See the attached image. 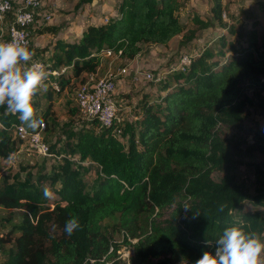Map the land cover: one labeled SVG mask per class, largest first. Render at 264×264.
<instances>
[{
	"label": "trees",
	"instance_id": "1",
	"mask_svg": "<svg viewBox=\"0 0 264 264\" xmlns=\"http://www.w3.org/2000/svg\"><path fill=\"white\" fill-rule=\"evenodd\" d=\"M190 1L123 0L119 17L109 24L87 27L79 42L57 40L43 61L53 71L71 69V74L61 75L59 93L75 79L95 74L107 51L131 61L144 45L168 46L186 29L181 10ZM224 2L213 0L211 10L217 23L228 26L223 19ZM211 24L207 22L204 28ZM232 25L230 32L238 34ZM41 32L56 35L57 29L46 27ZM246 35L245 44H229L228 50L222 35L219 58L208 53H204L208 57L193 55L187 71L175 73V83L163 81L161 107L151 99V92L143 93L130 133L118 135L114 127L102 128L91 120L76 145L65 142L70 154L101 169L102 178L93 192L86 191L65 156L59 171L49 179L47 175L39 178L40 184L48 180L52 187L60 184L54 191L58 199L52 204L40 185L17 180L0 186V208L21 211L23 218L20 235L1 240L15 244L4 264H148L154 260L172 264L176 254L187 264H195L204 251L214 254L216 239L228 227H239L256 237L264 234V217L258 209L264 208V193L250 196L237 183L229 160L236 145L219 131L243 128L244 83L264 90L258 21ZM41 91L46 92L36 104L45 103L38 118L45 122L44 131H51L55 90L48 85ZM18 126V115L1 107L0 158L9 159L22 148L15 133ZM260 140L259 150L264 154V137ZM216 171L224 173L219 181L213 179ZM246 203L252 209L245 208ZM222 205L226 207L221 212ZM73 217L80 227L69 236L64 225ZM114 218L118 219L114 231L123 232V245L131 247L127 260L120 258L123 245L113 241L104 225Z\"/></svg>",
	"mask_w": 264,
	"mask_h": 264
},
{
	"label": "rangeland",
	"instance_id": "2",
	"mask_svg": "<svg viewBox=\"0 0 264 264\" xmlns=\"http://www.w3.org/2000/svg\"><path fill=\"white\" fill-rule=\"evenodd\" d=\"M226 3L227 13L224 12L223 19L228 26H224L221 23H217L212 14L213 0H192L181 10L182 22L186 29L183 35L179 36L171 46L164 47L158 45H144L143 55L144 59L153 57V63L160 59L164 61L161 67H167L170 69L163 74V80L161 82H150L146 79L147 72H154L156 75L159 72L155 68V64L149 65L143 64V68L136 74L132 71L129 80L118 79L119 73L128 68L130 61L121 59L118 55L104 56L102 65L98 68L95 75L97 78L111 77L116 82L115 96H121L125 91L126 94L120 99H125V106L133 108V112L137 111V107L143 98V93L151 92V99L156 102V105L160 107L163 105L161 97H164L165 92L162 90L163 83L165 81L169 83H175L174 75L178 72H186L182 70L183 67L186 70L187 66H181L180 60L184 55L190 57L192 61L193 55H203L208 53L212 55V58H219L222 49L228 50L230 45L238 46L241 43H246V32L250 29L251 24L258 21V32L260 35V50H264V0H224ZM89 8L85 14L79 15L78 21L81 22L79 26L82 30L86 29L89 25H103L104 16H108L110 20H115L117 15L109 13L107 11L91 7L89 2ZM232 16V17H231ZM199 19L196 22L195 19ZM207 22L212 23L205 29L204 24ZM232 25L234 32H230L229 24ZM75 25L72 26V28ZM83 30V31H84ZM192 39L189 41L190 35ZM224 36L226 39V46H222L220 39ZM239 35V36H238ZM246 36V37H242ZM228 40V41H227ZM230 44V45H229ZM165 55L168 57L165 60ZM206 57L208 55L204 54ZM230 55V54H229ZM181 58V59H180ZM46 58L39 59L43 62ZM172 60V62H170ZM176 60V61H175ZM174 62V63H173ZM131 64V63H130ZM129 64V65H130ZM177 64V65H176ZM191 65V64H190ZM189 65V66H190ZM152 66V67H151ZM149 68V69H147ZM155 68V69H154ZM71 74V69H67L65 74ZM90 75H84L81 78L75 79L73 85L66 89L63 93H59L55 90L54 104H53V116L50 118L51 131H43L42 138L50 145V153L48 156H43L35 151L29 144H22L20 151L12 159L0 158V186L6 183H12L14 181H27L28 183H34L37 186L40 185L42 189L45 186L50 188L54 193V197L50 199L51 204L55 199H58L55 189L60 187L57 183L54 187L50 184V181H46L40 184L39 178L44 175L50 178V176L59 171L60 167H63L65 159H69L72 169L76 170L79 177L86 184V191L88 193L93 192L99 185V181L102 178L101 169L98 165L91 162H81L76 155H72L66 145H76L78 135L82 130L86 129L88 122L84 119L76 109L75 95L79 87L85 84ZM134 77L138 81H133ZM59 78L55 81L54 77H48V85L55 86V83L59 84ZM118 80V81H117ZM164 81V82H163ZM59 86V85H58ZM244 96L246 100V107L243 113V128L236 127H223L220 134L222 138L227 140L231 145H236V148L232 147L229 160L231 174L234 175L237 183L248 192L250 196H255L259 193H264V154L259 150L261 144V137H264V90L254 88L247 83L243 84ZM60 88V86H59ZM46 91L39 92L34 97L33 104L37 110V117L41 115L43 105L45 101H42L37 105V101L41 98V95ZM126 101L129 103L127 104ZM158 101V102H157ZM119 104L120 102L117 101ZM76 111L73 114V111ZM1 111V107H0ZM8 111V110H7ZM138 115V113H137ZM123 117V112L121 114ZM136 124V123H135ZM135 124L127 122L126 117L121 124L123 132L130 133L135 129ZM65 142L67 144L65 145ZM259 169V170H258ZM224 176L223 172H214L213 179L221 180ZM245 208L252 209L249 203H246ZM262 216L264 217V208H258ZM173 209L169 210L165 214V218L168 219ZM23 218L21 211H8L4 208H0V264H4L9 258V253L15 250L14 243H4L2 239H8L12 234L13 240L20 235V226ZM118 223V219H110L104 223L105 228L109 231L114 242L123 245L124 233L115 232V226ZM257 238L264 241V234L258 235ZM137 241L134 240L133 243ZM122 260H127L131 255V247L122 246L119 252ZM264 259V256H262ZM157 261H150L148 264H156ZM172 264H187L182 260L179 254H176L172 258Z\"/></svg>",
	"mask_w": 264,
	"mask_h": 264
},
{
	"label": "clouds",
	"instance_id": "3",
	"mask_svg": "<svg viewBox=\"0 0 264 264\" xmlns=\"http://www.w3.org/2000/svg\"><path fill=\"white\" fill-rule=\"evenodd\" d=\"M34 57L35 52L19 40L0 42V107L17 114L22 127L36 131L43 129L45 122L37 117L33 100L41 89H47L49 73L30 63ZM43 195L47 199L54 197L47 186ZM225 207L222 205L220 211ZM79 227V221L73 217L65 222L64 232L71 236ZM215 246L214 254L204 251L195 264H264V241L239 227L226 228Z\"/></svg>",
	"mask_w": 264,
	"mask_h": 264
},
{
	"label": "built area",
	"instance_id": "4",
	"mask_svg": "<svg viewBox=\"0 0 264 264\" xmlns=\"http://www.w3.org/2000/svg\"><path fill=\"white\" fill-rule=\"evenodd\" d=\"M41 8L42 0H0V42L19 40L30 48L31 27L35 23L37 13ZM45 19L48 22L51 17L47 16ZM104 22L109 24L111 20L106 18ZM104 54L108 57L113 55L109 51ZM191 62L190 57L184 55L180 60V65L189 67ZM30 63L42 66L51 78L54 77L55 81L67 71V68L53 71L48 64L37 59ZM182 70L187 71L185 67ZM146 79L150 82L159 83L163 80V75L147 73ZM262 83L264 84V78H262ZM58 85L55 83L53 87L59 92ZM115 87L116 82L113 78H97L95 74H90L88 81L77 90L75 103L79 114L84 119L87 121L95 120L102 128L114 127L115 132L121 135L123 131L121 128L123 108L113 97ZM43 131L44 128L35 132L18 126L15 133L23 144H29L39 154L48 156L50 147L42 138Z\"/></svg>",
	"mask_w": 264,
	"mask_h": 264
},
{
	"label": "crops",
	"instance_id": "5",
	"mask_svg": "<svg viewBox=\"0 0 264 264\" xmlns=\"http://www.w3.org/2000/svg\"><path fill=\"white\" fill-rule=\"evenodd\" d=\"M122 1L123 0H42V8L38 11L36 21L31 27L32 38L30 50H33L35 52V57L33 59L39 60L43 59V56L45 58L48 57L52 53L57 40H63L68 43H75L81 40L83 32L85 30L83 29V31L82 27L79 26L81 22H79L78 19L79 15L85 14L86 10L89 8V2L91 4V7L101 10L102 12L107 11L109 13H114L115 15H117V17H119ZM47 16L51 17L48 22H46L45 19ZM106 18L110 19L108 16H104L103 24H105L104 21ZM73 25L75 26L72 28ZM46 27L57 29L56 35L42 33L41 31ZM177 38H179V36L174 38L168 46L164 47L171 46L174 40H176ZM47 47H49L48 50H45L43 53L38 54L39 50L45 49ZM142 55L143 51L138 55L136 59L130 61L131 64H128L129 67L123 71L124 73H119L117 78L121 80H129V77L131 75L129 71H132L133 74H136L144 67L143 64L146 63L148 64V66L155 64L156 69H158L159 66V72H157L156 74L158 76L163 75L170 70L167 69V67H161V65L164 64V61L157 59V61L153 63V57L151 58L150 56L149 59H144L146 57H142ZM164 57L165 58L162 60H165L168 55H165ZM170 62H172V60ZM147 73L154 72L148 71ZM133 81H138V79L134 77ZM124 94H126V91L118 97L115 96L114 91L113 97L120 102V106L123 108V120H125L126 117L127 122L135 124L138 119L137 113L139 112V106L137 107V111L135 113L133 112L132 107L125 106V99H120L122 96H124ZM126 103L128 104L129 102L126 101Z\"/></svg>",
	"mask_w": 264,
	"mask_h": 264
}]
</instances>
